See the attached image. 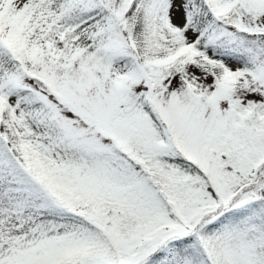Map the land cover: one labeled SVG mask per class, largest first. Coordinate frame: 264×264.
Instances as JSON below:
<instances>
[{"label":"snow or ice","instance_id":"snow-or-ice-1","mask_svg":"<svg viewBox=\"0 0 264 264\" xmlns=\"http://www.w3.org/2000/svg\"><path fill=\"white\" fill-rule=\"evenodd\" d=\"M0 264H264V0H0Z\"/></svg>","mask_w":264,"mask_h":264}]
</instances>
